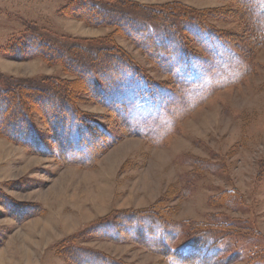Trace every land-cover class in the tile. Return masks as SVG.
<instances>
[{"label":"rangeland","instance_id":"374dc122","mask_svg":"<svg viewBox=\"0 0 264 264\" xmlns=\"http://www.w3.org/2000/svg\"><path fill=\"white\" fill-rule=\"evenodd\" d=\"M70 2L0 0V264H264V0Z\"/></svg>","mask_w":264,"mask_h":264},{"label":"trees","instance_id":"16d2710c","mask_svg":"<svg viewBox=\"0 0 264 264\" xmlns=\"http://www.w3.org/2000/svg\"><path fill=\"white\" fill-rule=\"evenodd\" d=\"M85 2L84 3H82V2H80L79 4H76L75 2L73 3L72 2V0H71V2L67 5L68 7L67 8H71L72 9V11H73V13H75V14H77V13H81L83 16H84V13H87V12H85L84 11V9H83V6H85V4H87V6H88V10L90 11V9H89V6H92L91 5V3L89 2V0H84ZM181 17H183V15L181 16ZM85 20H88L87 18H85ZM197 22V21H196ZM198 23V22H197ZM77 77H80V76H77ZM85 78V77H84ZM82 79V78H81ZM85 80V79H84ZM88 80V79H87ZM86 81V80H85ZM80 81V80H75L74 82H73V87L75 88V89H79V88H83L84 90L83 91H87L88 90V87L92 84L93 85V83L92 82H90L89 80H88V82L86 81ZM77 85V86H76ZM51 100V99H50ZM30 108H32V107H30ZM47 108H49V107H47ZM46 108V109H47ZM35 109H38V110H40L42 113H44V110L43 109H41V108H38V107H35ZM51 114H50V116H51V121H50V123H52V121L53 120H55V119H57L58 117H57V113L56 112H50ZM47 114H48V112H47ZM49 115V114H48ZM54 117V118H53ZM57 128V130L59 131V132H61L60 131V129L58 128V126L56 127ZM25 135H26V132H25ZM23 136V135H22ZM24 137V136H23ZM55 137H56V135H55ZM30 138H31V141H30V143L32 144V145H34L33 143H36L37 142V136L33 133H30ZM58 139H59V135H58ZM160 223V224H159ZM159 223H157V224H159L161 227L163 226L162 225V223L161 222H159ZM132 225V224H131ZM138 231V230H137ZM150 235V234H149ZM147 236V235H146ZM144 238H145V235L143 236ZM145 241H148V242H151L152 244H153V242H152V240H148V239H144V242ZM162 241V240H161ZM161 241H159V243L158 244H160V243H162ZM145 244H146V242H145ZM153 246V245H152ZM166 252H168L169 254H167V256L168 257H180L179 255H174V253L170 250H167ZM191 257H192V255H189L188 256V258H185V260L186 259H188L189 260V262H191V261H193V259H191ZM183 259V261L185 262V263H188V262H186L185 260H184V258H182Z\"/></svg>","mask_w":264,"mask_h":264}]
</instances>
